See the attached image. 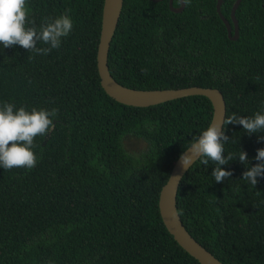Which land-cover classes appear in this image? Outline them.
I'll use <instances>...</instances> for the list:
<instances>
[{"label": "trees", "instance_id": "1", "mask_svg": "<svg viewBox=\"0 0 264 264\" xmlns=\"http://www.w3.org/2000/svg\"><path fill=\"white\" fill-rule=\"evenodd\" d=\"M102 1L26 0L35 22L26 27L70 9L72 31L47 55L0 45V107L58 109L55 129L34 140L36 166L0 168V264H199L165 229L157 197L176 157L207 127L211 104L189 95L138 107L107 96L95 65ZM167 1L122 0L106 57L111 77L135 89L217 88L224 119L264 112V0L239 1L234 40L216 0H183L178 12ZM233 2L219 6L231 34ZM221 130L233 156L222 168L233 175L216 183L215 165L196 160L179 180L176 211L221 263L264 264V178L254 188L242 180L264 133ZM128 136L143 142L137 153L125 149Z\"/></svg>", "mask_w": 264, "mask_h": 264}, {"label": "clouds", "instance_id": "2", "mask_svg": "<svg viewBox=\"0 0 264 264\" xmlns=\"http://www.w3.org/2000/svg\"><path fill=\"white\" fill-rule=\"evenodd\" d=\"M188 0H185L187 3ZM70 9L59 17L44 21L39 30L34 21L28 20L26 0H0V45L4 49L20 46L36 55H47L53 49H59L62 38L67 37L73 29V21L69 15ZM41 42L49 47H37ZM58 109L51 111L36 108L27 111L24 107L15 109V105L4 103L0 107V168L11 170L25 168L31 170L37 164V156L33 148L36 137H44L55 129L54 117ZM241 125L249 136L264 133V112H257L252 117L238 116L233 113L226 116L222 124L213 122L198 136L193 137L188 149L181 154V167L192 166L196 160L207 166L211 161L215 167L211 176L216 183L229 179L233 173L223 170L222 166L233 161L229 153L225 156L224 145L229 138L222 131L224 125ZM264 141V136L258 137V142ZM255 166L246 167L242 180L253 188L258 183V177L264 178V148L257 149ZM238 160L241 164H249L247 153L240 150ZM179 214V213H177Z\"/></svg>", "mask_w": 264, "mask_h": 264}, {"label": "water", "instance_id": "3", "mask_svg": "<svg viewBox=\"0 0 264 264\" xmlns=\"http://www.w3.org/2000/svg\"><path fill=\"white\" fill-rule=\"evenodd\" d=\"M171 1L172 0L167 1L169 10L178 12L183 8V0H178L179 6L176 8L172 6ZM239 1L240 0H234L229 11V18L233 26L232 34L229 22L219 11L221 0L215 1V10L225 27L227 37L231 40L237 38L238 31L237 23L234 18V11L238 6ZM121 6L122 0L102 1L95 65L99 78V85L104 93L118 103L138 107L154 105L189 95H202L209 100L212 108L211 117L207 127L213 122L222 124L225 115V105L222 94L217 88L192 85L179 88L135 89L123 86L111 77L106 65V57L109 43L120 14ZM207 127L204 130H206ZM189 145L176 157L170 168L167 179L159 189L157 197L158 213L162 224L171 235L172 239L199 264H223L186 231L176 211L175 198L177 186L180 178L188 169L181 167L180 157L181 154L188 149Z\"/></svg>", "mask_w": 264, "mask_h": 264}, {"label": "rangeland", "instance_id": "4", "mask_svg": "<svg viewBox=\"0 0 264 264\" xmlns=\"http://www.w3.org/2000/svg\"><path fill=\"white\" fill-rule=\"evenodd\" d=\"M144 144L141 140L128 136L124 139V147L130 153H137L143 148Z\"/></svg>", "mask_w": 264, "mask_h": 264}]
</instances>
